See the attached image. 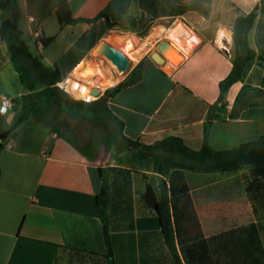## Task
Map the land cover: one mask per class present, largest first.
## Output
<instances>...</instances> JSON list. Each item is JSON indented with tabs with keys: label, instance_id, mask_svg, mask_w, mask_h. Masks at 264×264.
Masks as SVG:
<instances>
[{
	"label": "crops",
	"instance_id": "crops-1",
	"mask_svg": "<svg viewBox=\"0 0 264 264\" xmlns=\"http://www.w3.org/2000/svg\"><path fill=\"white\" fill-rule=\"evenodd\" d=\"M17 1L23 39L35 55L33 31L51 38L37 50L46 64H57L62 78L91 68L116 79L111 85L123 80L136 63L120 77L113 75L114 69H109L110 76L90 63L101 61L91 51L109 32L149 37L157 30L165 38L171 29L183 26L191 33L193 37H185L189 52L173 46L181 56L178 64L161 54V62L142 55L140 80L107 101L108 109L122 121L126 139L149 145L173 135L198 149L205 122L208 141L216 150L264 135V0ZM252 9L256 16L248 42L255 56L227 88L221 105L219 82L231 70L233 22ZM65 10L71 18H97L66 23ZM25 93L0 39V96L14 100L11 110L0 112V134L15 115L29 108L21 97ZM23 115L0 151V264H105L98 256L107 254V246L96 203L103 179L109 187L106 216L114 264H186L176 237L175 253L166 245L157 212L142 196L147 183L158 179L151 165L141 170L127 161L103 160L52 122L49 128L30 114ZM185 181L199 232L207 237L230 229L228 208L222 204L228 196L221 189L228 187V179L219 172H187Z\"/></svg>",
	"mask_w": 264,
	"mask_h": 264
},
{
	"label": "trees",
	"instance_id": "trees-1",
	"mask_svg": "<svg viewBox=\"0 0 264 264\" xmlns=\"http://www.w3.org/2000/svg\"><path fill=\"white\" fill-rule=\"evenodd\" d=\"M64 14L66 23H89L97 18H71L68 10H65ZM20 15L17 0H0V39L8 50L10 63L17 74L19 84L26 90L21 97L29 103V108L15 115L8 129L0 134V151L5 147L3 141L25 119L23 113L30 114L49 128H52L50 109L54 103H61L68 108L75 106L86 109L89 111L88 117L92 119L104 114L103 116L115 124L118 135L129 145L137 148L136 151L129 153L127 162L135 164L141 170L151 165L153 171L158 174L155 184L147 183L146 186L154 190L157 220L162 228L166 245L174 253L176 237L186 264H264V246L255 222L231 227L207 237L199 232V224L189 196V187L185 181L187 172L231 174L245 170L242 179L248 200L264 204V135L231 148L216 150L208 141L206 129L208 122H205L202 142L198 149L189 147L181 138L173 135L149 145L128 140L121 134L122 121L111 113L107 101L122 88L140 80L142 61L140 60L123 80L105 88L96 99L89 102L72 99L55 86V83L62 79L57 64H46L39 50L35 49L37 54L34 55L32 47L23 39L19 27ZM255 16L256 11L252 9L246 14H239L234 19L231 70L219 82L217 103L221 105H224L223 97L227 88L241 78L246 64L255 56V51L248 42V33ZM106 25L112 26L108 20ZM49 40L51 38H42V47L46 46ZM262 83L264 84V77ZM215 106L216 103L210 107L209 119ZM108 198L109 187L103 179L100 192L96 195V203L101 210L102 232L107 254L98 256L105 259V264H114L106 216ZM74 251L84 256L96 255L85 251Z\"/></svg>",
	"mask_w": 264,
	"mask_h": 264
},
{
	"label": "rangeland",
	"instance_id": "rangeland-1",
	"mask_svg": "<svg viewBox=\"0 0 264 264\" xmlns=\"http://www.w3.org/2000/svg\"><path fill=\"white\" fill-rule=\"evenodd\" d=\"M118 34L123 37H119ZM182 35L184 37H193L186 28L182 30ZM160 36L161 35L157 30L153 31L149 37H144L143 35L137 37L134 35L121 34L120 32L112 31L109 32L106 39L103 40H129L132 44L130 51L135 58L134 60H130V67H132L134 63L137 64L140 61V58L144 54L151 59L153 53L159 54V51L157 50V44L160 41L165 40L169 43L166 37L161 38ZM158 37H160L161 39L157 43H155ZM111 45L121 50V48H119L121 45ZM135 52H137V55L134 54ZM163 54L166 58L172 60L169 57L170 55L173 56L170 51L165 50ZM91 56L93 58L100 59L101 61H92L90 63L97 65L110 76H112V74L109 69H114L113 75L117 74L118 77L124 75L128 71L127 70L124 73L122 71H117L115 65L106 56L104 57L100 54H94ZM180 59L178 60L180 61ZM158 60H161V58H159ZM179 61H174V64H178ZM130 67L128 69H130ZM85 75H89L91 77L94 74L91 70H85L81 73L74 74V76L81 81H85L84 79L87 78L84 77ZM91 86L98 91L102 90V88L110 87H99L98 85ZM92 95L94 96L92 100L97 98L95 92H92ZM50 112L52 113V115H54V118H52L51 121L53 125L63 133L68 135L75 144L79 145L80 147H84L87 153H90L91 155H96L99 153L101 154L100 156L103 158V160H106V158L108 157L109 160H113L114 163H120L127 161V159L129 158V153L131 151H136L135 147L126 143L118 135L115 124L113 122H110L107 117L103 116L104 114H101L100 117L92 119L88 117V110L75 106H73V108H68L61 103H54L51 107ZM245 172V170H240L231 174H223V177L228 179L229 182L227 188H221V186L218 187L223 189L224 196H228L227 199L223 200L222 204L224 207L227 206L228 208V222L231 227L244 225L249 222H255L259 229L260 237L264 246V204L260 202H251L248 200L244 190L242 179V175Z\"/></svg>",
	"mask_w": 264,
	"mask_h": 264
},
{
	"label": "bare ground",
	"instance_id": "bare-ground-1",
	"mask_svg": "<svg viewBox=\"0 0 264 264\" xmlns=\"http://www.w3.org/2000/svg\"><path fill=\"white\" fill-rule=\"evenodd\" d=\"M183 29H184L183 26H178V27H176L174 29H171L170 32L166 35V38L169 41V45L171 46V47L167 48V50L170 51V53H172L173 56H174L173 57V56L170 55L169 57L172 60H170L168 58H167V60H169L172 64H174V61H179L178 59H180L179 58V55L177 54L176 49H180V50H182L185 53L190 51L189 46H191V45L188 42L185 41L186 38L182 35V30ZM221 33H222V35L224 34L223 31ZM107 41H108V43H111V44H114V45L115 44L121 45L119 48H121V50L124 52V54L127 56V58L130 59V60H134L135 59L134 56H133V54L130 51L132 44H131V42L129 40H125V41H119V40L118 41H113V40L107 39ZM172 46H175V48L176 47L177 48L174 49V48H172ZM103 52H104V49L101 46H98L96 48L95 54H100V55H102V56L105 57V55H104ZM134 54L137 55V52H135ZM158 59H159V57L157 58V60ZM158 61L161 62V60H158ZM89 69L92 71V73L94 75L91 76V77H87L85 79L82 78V79H84L85 81H88L93 86H95L96 83H97V85H101V86L102 85H109V84L111 85V83L113 82V80L116 81V79H114V78L106 77L105 75H103L101 73H98L97 74L91 68H89ZM101 70H103V69H101ZM76 73H78V72H76ZM84 89H87V87L84 88Z\"/></svg>",
	"mask_w": 264,
	"mask_h": 264
},
{
	"label": "built area",
	"instance_id": "built-area-1",
	"mask_svg": "<svg viewBox=\"0 0 264 264\" xmlns=\"http://www.w3.org/2000/svg\"><path fill=\"white\" fill-rule=\"evenodd\" d=\"M33 45L39 49L41 45V34L38 30H34L32 33ZM223 49L229 52V48L223 45ZM55 86L66 93L69 97L75 100H82L85 102L92 101L94 96L92 95V89H94L88 81H81L74 75H70L66 78H62L60 81L55 83ZM88 89H84V88ZM97 96V95H96ZM14 106V100L11 96L1 95L0 96V112L5 113L11 110ZM9 148V144L7 145Z\"/></svg>",
	"mask_w": 264,
	"mask_h": 264
},
{
	"label": "water",
	"instance_id": "water-1",
	"mask_svg": "<svg viewBox=\"0 0 264 264\" xmlns=\"http://www.w3.org/2000/svg\"><path fill=\"white\" fill-rule=\"evenodd\" d=\"M98 46H101L104 49V55L108 59H110V61L115 65L117 71H122L124 73L128 70V68L131 65V61H130V59L127 58V56L124 54V52L117 49L116 47H114L113 45L108 43L107 41L101 40L96 44V46L91 51L92 55L95 54L96 48ZM169 47H171V46L165 40H162L157 44V50L159 51V54H161V55H164L163 52L165 50H167V48H169ZM159 54L153 53L152 59L158 61L157 58L158 57L161 58V56ZM177 54L179 55V58H181V56L178 52H177ZM92 92H95V95H98V93H99V91L97 89H92ZM142 196L156 211L157 205H156V197H155L154 190L151 187H148L144 190Z\"/></svg>",
	"mask_w": 264,
	"mask_h": 264
}]
</instances>
